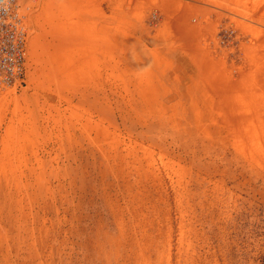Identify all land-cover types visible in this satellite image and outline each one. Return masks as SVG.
<instances>
[{
  "label": "rangeland",
  "instance_id": "obj_1",
  "mask_svg": "<svg viewBox=\"0 0 264 264\" xmlns=\"http://www.w3.org/2000/svg\"><path fill=\"white\" fill-rule=\"evenodd\" d=\"M0 91V264H264V0H35Z\"/></svg>",
  "mask_w": 264,
  "mask_h": 264
},
{
  "label": "built area",
  "instance_id": "obj_2",
  "mask_svg": "<svg viewBox=\"0 0 264 264\" xmlns=\"http://www.w3.org/2000/svg\"><path fill=\"white\" fill-rule=\"evenodd\" d=\"M35 0H0V91L25 77L26 22Z\"/></svg>",
  "mask_w": 264,
  "mask_h": 264
}]
</instances>
